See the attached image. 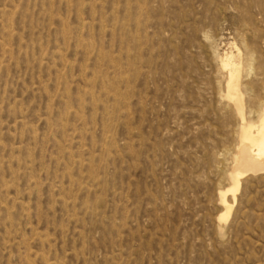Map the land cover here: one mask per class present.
I'll list each match as a JSON object with an SVG mask.
<instances>
[{
	"label": "rangeland",
	"instance_id": "rangeland-1",
	"mask_svg": "<svg viewBox=\"0 0 264 264\" xmlns=\"http://www.w3.org/2000/svg\"><path fill=\"white\" fill-rule=\"evenodd\" d=\"M230 53L261 92L264 0H0V264H264Z\"/></svg>",
	"mask_w": 264,
	"mask_h": 264
},
{
	"label": "bare ground",
	"instance_id": "bare-ground-1",
	"mask_svg": "<svg viewBox=\"0 0 264 264\" xmlns=\"http://www.w3.org/2000/svg\"><path fill=\"white\" fill-rule=\"evenodd\" d=\"M220 64L227 74L221 99L238 123L236 152L227 175L230 184L226 192H220L219 200L222 206L219 222L226 224L233 214L243 178L247 174L256 176L264 172V93L261 95L264 89L258 94H252L248 85L242 82L243 69L233 53L224 54L220 58ZM248 115L256 117L248 118ZM229 193L232 201H228ZM222 226L224 229V225Z\"/></svg>",
	"mask_w": 264,
	"mask_h": 264
}]
</instances>
